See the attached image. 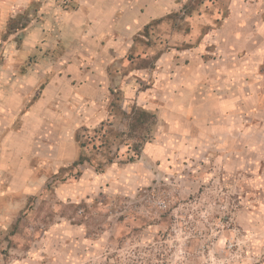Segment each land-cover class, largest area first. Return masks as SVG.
<instances>
[{"label": "rangeland", "instance_id": "rangeland-1", "mask_svg": "<svg viewBox=\"0 0 264 264\" xmlns=\"http://www.w3.org/2000/svg\"><path fill=\"white\" fill-rule=\"evenodd\" d=\"M230 1L187 0L131 32L120 53L97 42L98 48L79 46L67 54L61 15L73 12L72 0H0V92L9 87L6 73L13 80L34 74L32 95L38 96L64 77L59 64L69 61L99 81L97 94L79 105L86 116L98 108L100 124L123 132L124 115L144 110L156 116L147 142L172 141L177 137L168 126L174 117L165 93L174 78L192 75L188 52L200 48L201 63L217 59L215 45L203 40L224 25ZM28 30L34 40L26 45ZM199 70L195 76L202 77ZM74 109L54 106L52 130L38 126L36 156L49 172L21 192L2 189L11 195L0 202V264H264V175H226L215 147L203 149L210 137L190 133L180 134L184 145L165 167L142 150L132 162L120 156L97 171L73 167L78 157L57 162L56 147L70 140L61 120L71 126L73 119L63 114ZM182 124L187 130L188 121ZM211 137L216 144L218 136Z\"/></svg>", "mask_w": 264, "mask_h": 264}, {"label": "crops", "instance_id": "crops-1", "mask_svg": "<svg viewBox=\"0 0 264 264\" xmlns=\"http://www.w3.org/2000/svg\"><path fill=\"white\" fill-rule=\"evenodd\" d=\"M72 1L73 12L61 15L67 21L63 27V43L71 46L67 54L75 53L79 46L87 50L91 45L98 48L97 42L104 44V51L120 53L128 47L131 32L177 12L187 0ZM230 5L229 17L224 25L207 34L203 40L212 41L215 45L213 54L217 55V59L201 63L195 55L201 51L200 48L188 52L191 58L188 68L192 75L174 78L169 92L165 93L171 100L169 111L174 117L169 119L171 123L168 126L177 139L168 141L167 137L165 143L161 140H156L155 144L146 142L142 151L146 158L160 160V166L165 167V163L184 145L181 133L198 134L197 139L208 136L210 142L204 141L203 149L215 147L213 150L217 153L214 158L226 175L251 170L255 178L260 179L259 176L264 175V71L258 70L261 66L264 68V0H231ZM31 31L26 33V45L34 40ZM66 32H69L68 37ZM200 64L203 70L197 69ZM59 68L64 77L53 80L38 96L32 95L34 74H28L21 80H13L12 72L3 76L10 81L6 82L9 87L0 92L2 203L6 202L7 195H11L12 186L18 192L32 188L30 182L49 172L39 164L35 140L40 133L38 126L52 130L48 118L54 117V106L75 108L70 115L66 110L63 114L65 118L73 119L69 122L71 126H67V120L60 119L66 129L70 127L66 132L70 140L65 141L68 144L60 142V146L56 147L57 162L78 157L77 132L83 128L94 130L102 121L97 114L98 108L92 107L91 114L86 116L79 106L88 103V95L93 98L99 91L97 76L69 61L59 64ZM227 69L229 73L225 72ZM198 70L202 77L195 76ZM73 84L74 89L71 88ZM56 116L60 118V115ZM184 119L188 121L187 130L183 129ZM89 125H92L91 128H88ZM211 136H218L216 144L212 143ZM191 140L193 145L197 142L196 139ZM5 187L9 191L2 194Z\"/></svg>", "mask_w": 264, "mask_h": 264}, {"label": "trees", "instance_id": "trees-1", "mask_svg": "<svg viewBox=\"0 0 264 264\" xmlns=\"http://www.w3.org/2000/svg\"><path fill=\"white\" fill-rule=\"evenodd\" d=\"M124 117L123 132H114L110 124L104 123L94 130L80 129L76 134L80 154L72 166L94 165L97 171L120 156H123L127 162L135 160L150 138L156 116L144 110L132 109ZM93 160L96 164H93Z\"/></svg>", "mask_w": 264, "mask_h": 264}]
</instances>
